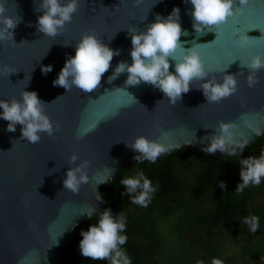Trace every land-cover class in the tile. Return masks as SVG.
<instances>
[{
  "label": "water",
  "instance_id": "obj_1",
  "mask_svg": "<svg viewBox=\"0 0 264 264\" xmlns=\"http://www.w3.org/2000/svg\"><path fill=\"white\" fill-rule=\"evenodd\" d=\"M4 3L5 15H17L22 22L14 30L16 45L0 42V69L7 65L16 70L8 76L0 74V100H21L23 91H35L48 103L46 114L60 129L52 137L41 133V140L32 144L20 139V124L9 132L8 122L0 118V264H61L75 227L95 215L100 218L106 209L101 186L113 182L119 168L130 161L136 152L126 143L139 136L172 146L156 162L188 146L195 153L203 151L220 121L234 122L235 138H249L247 147L264 136V68L258 73L259 83L249 87V70L241 67L254 55L264 57V0H249L235 21L229 18L204 33H195L192 27L190 0H79L71 23L54 38L37 31V17L43 14L35 11L40 0ZM174 7L180 9L185 33L176 56L198 44L205 67L211 69L208 78L214 76L222 82L224 74L237 75L236 94L219 103H207L202 89L197 88L208 78L194 80L191 90L172 106L150 84L124 88L126 72L107 83L120 61L132 63L127 29L145 31L157 14L166 18ZM86 32L94 33L111 49H119L120 55L113 57L97 90L84 93L73 86L66 92L53 81L68 56L75 55V45ZM209 35L212 37L205 40ZM22 41L28 43L20 44ZM169 63V71L174 73L175 61ZM48 65L52 71L45 75L41 68ZM117 87L125 91L117 92ZM73 153L79 157L76 164L90 161L89 183L81 186L78 195L63 187L68 168L75 166L68 163ZM210 155L224 159L227 153L217 150ZM110 173V180L104 182Z\"/></svg>",
  "mask_w": 264,
  "mask_h": 264
},
{
  "label": "clouds",
  "instance_id": "obj_2",
  "mask_svg": "<svg viewBox=\"0 0 264 264\" xmlns=\"http://www.w3.org/2000/svg\"><path fill=\"white\" fill-rule=\"evenodd\" d=\"M139 2L140 0H136V3ZM185 2L187 3L188 0ZM190 3L193 6V10L189 13L192 17V27L195 33H204L210 28H219L229 18L235 21L238 16L243 14L249 0H238L239 6H236L237 0H190ZM78 8L79 0H67V2L64 0H40L35 11L43 14L37 17V31L45 36L56 37L65 30L68 23H71L73 14ZM5 12L4 0H0V42L11 41L16 45L13 38L14 30L22 22V18L17 15L15 17L7 16ZM127 31L131 36L132 63L120 61L112 75L108 76L107 83L111 84L120 74L126 72L128 75L124 82V88L137 86L141 82L150 84L159 89L172 106H176L177 102L183 99L182 94L191 90L190 86L194 80L205 81V78L209 77L211 69L205 67V63L197 51L198 44L183 49L179 58L176 56L177 51L181 49L180 37L185 34L181 28L178 7H174L166 18L157 14L155 22L148 24L145 31L137 32L133 28H129ZM22 43L28 42L22 41L20 44ZM64 46H68V44H64ZM119 55V49H111L94 33L86 32L75 45V55L68 56L53 84L63 87L66 92L75 86L84 93H91L100 86L102 76L108 72L113 57ZM170 59L175 61L174 73L169 71ZM241 67H246L249 70L246 77L248 86L255 87L259 83L258 73L264 68V57L260 54L254 55L247 64L241 65ZM41 71L46 75L52 71V66H42ZM15 72L14 68L7 65L0 69V74L6 76ZM237 84V75L224 74L222 82H218L212 76L206 82H202L197 89H202L207 103H219L222 99L237 93ZM124 88L117 87L114 90L122 92L125 91ZM21 96V100L16 98H12L10 101L0 100V109H3L0 118L8 122L6 130L15 132L16 125L20 124L22 126L20 139L27 140L32 144L41 140V133H46L49 137L54 136V133L59 131L60 125L56 123L54 126L46 114L45 106L48 103L42 101L35 91H23ZM143 107L146 109L145 106ZM236 127L234 122L220 121L215 133L208 137L210 144L203 149L204 153L214 154L219 150L221 153H227V157H229L237 155L239 149L241 155L249 138L241 136L239 140L236 139L233 133V129ZM256 134L260 135L261 133L256 132ZM126 145L138 153L133 157L136 162L147 160L153 164L156 163L158 157L167 153L172 147L157 140H150L145 136H139L134 142L126 143ZM78 159L79 157L75 153L69 157V165L75 166L68 168L66 178L63 180L64 189L71 191L74 195L79 194L82 185L89 183L90 161L83 160L76 164ZM239 163L241 165L239 175L242 182L237 184L235 191L243 192L250 184L260 185L264 178V152L258 158L249 156L240 159ZM111 174L104 182L110 180ZM120 184L125 186L131 203L143 207L148 206L151 194L156 191L151 180L140 171L134 177L122 179ZM220 187H225L224 182H220ZM137 190H139V194L133 196L132 194ZM124 195L125 193H121L122 197ZM96 199L100 200L101 196L97 195ZM244 223L249 226L252 232H256L259 228V218L255 215L246 217ZM124 230L123 212L114 217L111 209H105L100 213L98 225L91 224L87 231H81L82 239L79 242L81 255L91 261L108 260L110 264H132L126 250L121 247L127 241V236L122 234ZM57 243L56 240L55 244ZM199 264H203V262L201 261ZM211 264H223V262L213 259Z\"/></svg>",
  "mask_w": 264,
  "mask_h": 264
},
{
  "label": "trees",
  "instance_id": "obj_3",
  "mask_svg": "<svg viewBox=\"0 0 264 264\" xmlns=\"http://www.w3.org/2000/svg\"><path fill=\"white\" fill-rule=\"evenodd\" d=\"M209 35L206 39H210ZM264 152V136L255 143L237 150V155L215 159L204 151L185 147L163 160L136 162L131 156L119 168L117 178L101 186L106 197V209L114 217H125L126 250L132 264H211L219 259L223 264H264V178L258 186L249 185L243 192L235 188L241 183L240 159L259 157ZM143 172L156 191L147 207L131 203L120 181ZM224 182L225 187H220ZM121 193H125L122 197ZM139 190L132 195H138ZM259 218V228L252 232L244 223L246 217ZM99 217L78 224L72 232V242L65 250L61 264H110L91 261L81 255V231Z\"/></svg>",
  "mask_w": 264,
  "mask_h": 264
}]
</instances>
